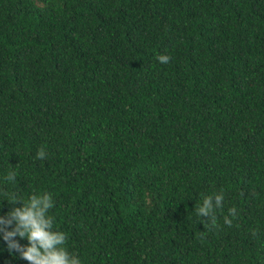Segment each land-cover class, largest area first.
Segmentation results:
<instances>
[{
    "label": "trees",
    "instance_id": "1",
    "mask_svg": "<svg viewBox=\"0 0 264 264\" xmlns=\"http://www.w3.org/2000/svg\"><path fill=\"white\" fill-rule=\"evenodd\" d=\"M45 191L83 264H264V0H0V216Z\"/></svg>",
    "mask_w": 264,
    "mask_h": 264
},
{
    "label": "clouds",
    "instance_id": "2",
    "mask_svg": "<svg viewBox=\"0 0 264 264\" xmlns=\"http://www.w3.org/2000/svg\"><path fill=\"white\" fill-rule=\"evenodd\" d=\"M169 57L158 56L160 62L166 63ZM45 150L41 148L37 156L43 158ZM15 170H10L6 174V180L14 181ZM6 205L8 211L6 216H0V225H14L11 230L0 228V240L5 243L0 246V253L5 251L8 257L15 260L17 257L27 261L28 264H83L79 255L69 251L66 246V233L54 228V217L49 214V209L53 206V198L49 192L30 193L26 198H20L13 192H8ZM223 192H212L201 194V202L195 207L199 216L208 217L215 224L214 209L221 206ZM5 205L0 204V209ZM229 209V212H234ZM225 223L231 221L224 217ZM12 237H19L26 240V244H21Z\"/></svg>",
    "mask_w": 264,
    "mask_h": 264
}]
</instances>
